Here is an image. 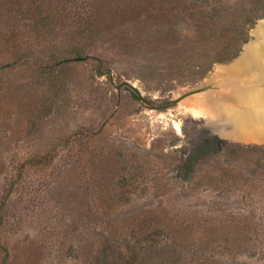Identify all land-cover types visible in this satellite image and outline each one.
<instances>
[{
	"label": "rangeland",
	"instance_id": "374dc122",
	"mask_svg": "<svg viewBox=\"0 0 264 264\" xmlns=\"http://www.w3.org/2000/svg\"><path fill=\"white\" fill-rule=\"evenodd\" d=\"M263 3L0 0V264H264V81L243 64L263 36ZM88 14L96 28L76 43ZM250 19L239 55L191 81ZM87 54L147 98L215 87L147 109L97 75L99 60H69ZM210 135L224 145L182 178Z\"/></svg>",
	"mask_w": 264,
	"mask_h": 264
},
{
	"label": "trees",
	"instance_id": "16d2710c",
	"mask_svg": "<svg viewBox=\"0 0 264 264\" xmlns=\"http://www.w3.org/2000/svg\"><path fill=\"white\" fill-rule=\"evenodd\" d=\"M259 16L256 18L259 19L261 17H264ZM92 18L94 17L90 14H88V16L80 18L78 23L79 32H76L77 35H74L72 37V40L76 41V43H81V40L83 38H87L92 30H95L97 21L95 19L92 20ZM210 18L211 16L208 19ZM208 19H205L201 25L206 24ZM255 19L252 21L250 19L247 26H239L235 28L234 31L229 35H226L225 40L221 44L223 45L221 49L214 53V55L211 56L208 62L201 64L202 66L199 67L198 71L193 74L194 76L192 77L191 81H197L198 79L204 78L211 71L215 63L228 62L237 57L242 49V46L249 40V29L255 25ZM76 43L75 46L72 47L73 49L71 52L75 55L83 54L85 52V48L82 47V45H76ZM99 62L102 63L101 60H99ZM56 65L57 64H51L49 67H43V69L47 68L53 70L57 67ZM224 143L225 140L218 135L207 136L201 141L195 143L186 156L185 160L181 164L179 170L180 176L182 178L190 177L194 173L198 161L203 157L221 149ZM115 260L116 261H114V264H135L137 262V258L134 255H130L125 258H116Z\"/></svg>",
	"mask_w": 264,
	"mask_h": 264
},
{
	"label": "water",
	"instance_id": "95a60500",
	"mask_svg": "<svg viewBox=\"0 0 264 264\" xmlns=\"http://www.w3.org/2000/svg\"><path fill=\"white\" fill-rule=\"evenodd\" d=\"M264 28L261 27L260 29ZM264 35V34H262ZM96 59L99 60L98 57H95L93 55L87 54L84 56H76L73 58H70L69 60L74 61V62H79V61H85L87 59ZM257 72L259 70V68H256ZM255 70V71H256ZM264 72V71H263ZM97 75L98 76H104V75H108L111 83L117 88V90H120L121 88H124L125 91H128L130 93V95L137 100L141 105H143V107L147 108V109H153V110H162V109H169L171 107H176L179 105V103L192 95L195 94H200L203 93L209 89L214 88L215 86L213 84H207V85H203V86H199V87H195L192 88L184 93H181L180 95H178L177 97H170V98H163V99H153V98H147L145 97L142 92L134 85L132 84L130 81H122L120 84L116 85V83L114 82V77H113V69L112 68H108L106 70H103L102 67V63L100 62L99 67L97 68ZM261 76V74H260ZM252 78H255V73L253 75ZM258 81H264V77L261 80ZM260 97H264V86L261 87V90H258Z\"/></svg>",
	"mask_w": 264,
	"mask_h": 264
},
{
	"label": "bare ground",
	"instance_id": "6f19581e",
	"mask_svg": "<svg viewBox=\"0 0 264 264\" xmlns=\"http://www.w3.org/2000/svg\"><path fill=\"white\" fill-rule=\"evenodd\" d=\"M259 31H261V33L259 34V36H261V34H264V28H262V29H260ZM257 34V35H258ZM257 42V41H256ZM258 57L259 58H264V35L258 40V42H257V44H256V46H254L253 48L252 47H249L248 48V51H247V53H246V59H245V61L243 62V64H245L246 63V65L247 64H249V65H253V66H255L254 65V63L256 64V65H258V67H259V70L258 71H260L261 73H263L264 74V68H263V66H261L259 63H257V59H258ZM245 66V65H244ZM257 67V68H258ZM240 68V67H239ZM261 73H259V74H261ZM261 77L263 78L264 76L263 75H261ZM257 86H256V88H255V85L253 84V85H247V88H250V90H253V89H255V92L257 91V89L259 88L258 86H260V85H258V84H256ZM243 91H244V89H243ZM250 91H246L245 93H249ZM204 93V92H203ZM201 94V93H200ZM246 94V95H247ZM196 95V94H195ZM259 95V92L256 94V96H257V99L259 100V102H260V105L262 104V103H264V98H262V97H260V96H258ZM193 96V95H192ZM191 97V96H190ZM249 97H252V94H249V96H248V98ZM214 98L215 97H213V95H206V97H204V98H201V99H193L192 101L190 100V101H188L187 102V107H189V109H191V110H195V109H198V107L201 105V104H204V103H206V102H210V101H212V100H214ZM187 99V98H186ZM242 115L241 114H237L236 115V117L234 118V120L233 121H231L230 123H229V125L230 126H232V125H236L240 120H241V117ZM240 119V120H239ZM177 128H179V125H177Z\"/></svg>",
	"mask_w": 264,
	"mask_h": 264
}]
</instances>
